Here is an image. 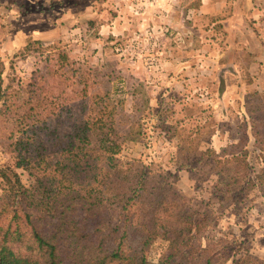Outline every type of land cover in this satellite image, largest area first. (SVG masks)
<instances>
[{
	"label": "rangeland",
	"instance_id": "1",
	"mask_svg": "<svg viewBox=\"0 0 264 264\" xmlns=\"http://www.w3.org/2000/svg\"><path fill=\"white\" fill-rule=\"evenodd\" d=\"M236 1L51 0L50 10H38L47 13L48 25L35 15L39 27L56 29L42 40L45 46H61L80 65L92 68V92L112 90L115 104L124 97L122 121L140 120L141 132L126 141L119 156L166 173L195 199L198 210L210 201L216 222L203 232L202 247L208 237H222L235 250L264 258V65L251 66L259 28L245 2ZM62 3L68 9H61ZM82 5L91 8L88 18L85 11L77 13ZM22 11L23 22L34 19V13ZM22 49L0 55L4 85L25 87L36 69L50 78L46 55L57 50ZM254 126L261 140L254 136ZM244 149L250 167L237 180L243 182L215 187L224 178L232 181L236 168L229 170L227 164L225 173L217 158ZM11 157L7 143L0 141V169ZM18 171L30 185L28 172ZM167 244L158 238L147 249L148 258L157 261Z\"/></svg>",
	"mask_w": 264,
	"mask_h": 264
},
{
	"label": "trees",
	"instance_id": "2",
	"mask_svg": "<svg viewBox=\"0 0 264 264\" xmlns=\"http://www.w3.org/2000/svg\"><path fill=\"white\" fill-rule=\"evenodd\" d=\"M22 48L57 51L46 55L50 78L36 69L18 88L0 73V141L12 155L0 169V264H264L222 237L202 247L216 222L210 201L198 210L166 173L119 156L140 120L119 117L124 97L91 91L92 68L40 39ZM217 162L236 168L215 187L240 184L250 167L245 149ZM158 238L168 244L153 261L146 252Z\"/></svg>",
	"mask_w": 264,
	"mask_h": 264
},
{
	"label": "crops",
	"instance_id": "3",
	"mask_svg": "<svg viewBox=\"0 0 264 264\" xmlns=\"http://www.w3.org/2000/svg\"><path fill=\"white\" fill-rule=\"evenodd\" d=\"M204 1L206 3H209L211 0ZM243 1L247 5V12H252L256 20L255 24L257 28H259L260 33L259 35L255 36L257 37V49H254L256 56L255 60L251 64L252 68H255L258 65H264V0H237L236 4H243ZM50 3L51 0H0V30L3 33V36L0 38L1 56L5 57L7 55L16 54L30 40H47L53 36L56 29H54L52 26L39 27L37 24H39L40 19L36 17V15H39L41 13L38 12V10H50ZM41 4H43V7L41 6ZM59 7L61 9H68L63 3ZM204 8L207 9V6H204ZM25 9L29 11L30 15L32 13H34V15L36 14L34 19H31L26 23L23 22L22 19V10ZM89 9L87 6L85 7L84 5H82L78 7L77 13L85 11L84 18H88L87 11ZM68 14L70 13L67 12L66 17L69 18ZM39 17H41L42 21L48 22L47 25L49 24V17L47 18V13L39 15ZM66 17H64L63 19L64 23H66ZM68 25H70V23ZM73 25L74 24H72V26ZM114 30L116 31L117 29ZM250 50H253V48ZM260 73V77H262V75H264V68L260 70ZM263 78L260 79L262 80Z\"/></svg>",
	"mask_w": 264,
	"mask_h": 264
}]
</instances>
